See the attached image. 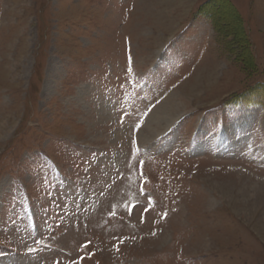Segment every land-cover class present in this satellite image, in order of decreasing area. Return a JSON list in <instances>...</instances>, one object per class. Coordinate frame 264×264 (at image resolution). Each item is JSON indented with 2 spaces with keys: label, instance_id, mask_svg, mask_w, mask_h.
<instances>
[{
  "label": "rangeland",
  "instance_id": "rangeland-1",
  "mask_svg": "<svg viewBox=\"0 0 264 264\" xmlns=\"http://www.w3.org/2000/svg\"><path fill=\"white\" fill-rule=\"evenodd\" d=\"M0 264H264V0H0Z\"/></svg>",
  "mask_w": 264,
  "mask_h": 264
},
{
  "label": "bare ground",
  "instance_id": "bare-ground-1",
  "mask_svg": "<svg viewBox=\"0 0 264 264\" xmlns=\"http://www.w3.org/2000/svg\"><path fill=\"white\" fill-rule=\"evenodd\" d=\"M184 102L180 98L172 97V98H163L162 100H159L151 110V113L148 115V123H151L155 121L156 119L158 121V125H168L173 120L176 119V117L179 115L178 112L181 107H183ZM178 114V115H177ZM156 120V121H157ZM157 125V126H158ZM161 127V126H160ZM158 127V128H160Z\"/></svg>",
  "mask_w": 264,
  "mask_h": 264
}]
</instances>
